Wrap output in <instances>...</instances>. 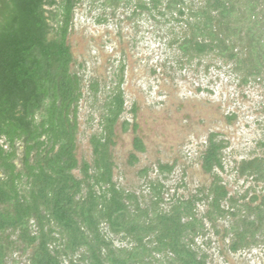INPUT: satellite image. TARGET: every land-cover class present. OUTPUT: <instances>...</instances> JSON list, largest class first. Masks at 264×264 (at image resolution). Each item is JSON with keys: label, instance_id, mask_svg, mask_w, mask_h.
I'll use <instances>...</instances> for the list:
<instances>
[{"label": "trees", "instance_id": "trees-1", "mask_svg": "<svg viewBox=\"0 0 264 264\" xmlns=\"http://www.w3.org/2000/svg\"><path fill=\"white\" fill-rule=\"evenodd\" d=\"M82 1L0 0V264L14 251H30L27 264H207L195 239L203 235L204 220L226 218L234 220L230 252L255 244L264 232V209L251 206L256 195L242 204L246 194L228 195L218 174L226 144L217 134L209 135L201 156L202 170L212 177L207 190L167 205L158 181L149 182L148 198L116 186L111 148L125 111L122 68L101 102L99 131L89 140L91 161L77 160L84 95L68 35ZM121 1L105 3L117 8ZM135 1L137 10L180 24L170 44L186 62L220 59L232 64L242 84L264 74V0H201L196 7L184 0ZM99 90L96 82L88 85L96 104ZM128 126L123 121L122 130ZM144 150L135 137L133 151ZM136 162L130 154L129 164ZM171 170L158 165L160 173ZM236 174L264 189V159L240 161ZM202 202L207 208L199 217ZM107 234L127 247L113 248Z\"/></svg>", "mask_w": 264, "mask_h": 264}, {"label": "rangeland", "instance_id": "rangeland-1", "mask_svg": "<svg viewBox=\"0 0 264 264\" xmlns=\"http://www.w3.org/2000/svg\"><path fill=\"white\" fill-rule=\"evenodd\" d=\"M200 1L184 0L192 7ZM135 4L122 0L112 8L105 0H83L74 11L68 44L84 95L78 106L77 160L91 161L89 140L99 131L101 102L122 68L125 111L115 126L111 148L113 182L118 188L148 198L149 182L158 181L167 205L207 190L212 177L202 170L201 156L214 133L226 144L224 170L218 174L228 195L237 199L246 194L240 204L256 195L251 206L264 209L262 185L236 174L240 161L264 159V74L242 84L232 64L220 59L210 56L186 62L177 46L170 44L179 35L180 24L154 11L137 10ZM91 82L99 85L98 104L88 91ZM123 121L129 122L125 132ZM135 137L145 151L129 164ZM159 164L172 166L171 172L160 173ZM74 175L80 176L78 171ZM197 206L202 217L206 203ZM233 223L231 218L215 224L204 220L195 249L206 256L207 264H264V232L250 247L229 251ZM106 238L115 249L127 247L118 237L107 234ZM29 253L14 251L5 264H27Z\"/></svg>", "mask_w": 264, "mask_h": 264}, {"label": "crops", "instance_id": "crops-1", "mask_svg": "<svg viewBox=\"0 0 264 264\" xmlns=\"http://www.w3.org/2000/svg\"><path fill=\"white\" fill-rule=\"evenodd\" d=\"M131 126H132V125H131ZM143 145H144V144H143ZM144 148H145V147H144ZM144 151H145V150H144ZM134 153H135V155H136V154H139L138 152H133L132 154H134Z\"/></svg>", "mask_w": 264, "mask_h": 264}]
</instances>
